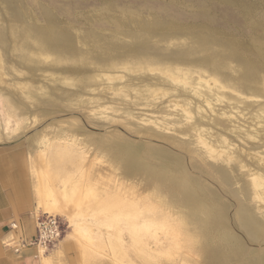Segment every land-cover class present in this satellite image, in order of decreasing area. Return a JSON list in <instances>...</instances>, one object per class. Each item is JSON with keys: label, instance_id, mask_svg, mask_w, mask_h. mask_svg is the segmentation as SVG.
<instances>
[{"label": "rangeland", "instance_id": "374dc122", "mask_svg": "<svg viewBox=\"0 0 264 264\" xmlns=\"http://www.w3.org/2000/svg\"><path fill=\"white\" fill-rule=\"evenodd\" d=\"M64 135L92 140L85 169L92 164L94 178L126 176L152 191L158 184L145 173L93 152L103 143L127 146L137 164L150 160L185 175L219 211L215 233L205 232L204 214L173 210L174 225L184 226L180 236L144 235L161 241L153 245L164 252L156 264H212L206 252L222 242L220 232L236 253L216 264H264V210L252 189V171L264 167V0H0V157L10 160L7 174L21 173L28 204L20 225L28 236L36 217L48 215L36 209L34 160L43 138ZM200 135L215 148L226 142L232 159H212ZM75 165L68 161L64 170ZM57 217L63 234L43 251L47 264L59 262L53 255L72 232ZM97 218L89 225L103 243L81 246L69 237L68 264H124L105 236L125 221L114 214L107 227L106 217ZM117 244L144 264L130 243ZM58 255L65 260V252Z\"/></svg>", "mask_w": 264, "mask_h": 264}, {"label": "bare ground", "instance_id": "6f19581e", "mask_svg": "<svg viewBox=\"0 0 264 264\" xmlns=\"http://www.w3.org/2000/svg\"><path fill=\"white\" fill-rule=\"evenodd\" d=\"M146 66L152 71L157 70L173 79L179 81L181 79L169 69H157V67L154 69L151 65ZM108 79L111 80L112 77ZM188 81L186 78L181 82L188 84ZM218 88L223 87L219 85ZM198 94L200 95V92ZM201 96H204V94ZM206 99L207 105H211L208 97ZM184 110L188 114V111ZM199 137L200 143L206 147L207 153L212 159L222 160L223 162L232 159L231 152L228 149L229 152L226 150V142H220L221 147H218L221 150H217L218 147L215 148L202 135ZM62 141L64 144H61ZM41 142L43 148L34 160L38 178L37 193L35 194L36 209L50 216L66 218L72 229L69 236L73 237L79 244L86 242L96 247L95 242L103 243L95 236L88 218L96 220L98 216L103 215L106 217L103 223L110 227L112 223H109L108 218L114 216V214L120 215L123 218L122 221H125L124 229L119 228L116 235L108 233L105 236V242L111 245L114 255L118 256L120 262L124 264H138L133 259L131 261L127 256L128 251L119 248L117 244L118 242H122V245L130 243L132 253L140 263L156 264L159 261L156 255L164 252L163 250L156 251L153 245L158 247L161 241L157 237L152 238L144 235L155 232L180 236L184 226L174 225V219L171 215L172 211L179 207L195 214H204V222L207 225L205 232H209L210 229L216 233V222H219L222 216L214 206L206 204L199 194V188L194 186L185 175L172 174L161 167H156L150 160L137 164L136 159L138 157L135 158V151L126 148L127 146L119 149H107V144L103 143L98 145L97 149H94L93 152L97 156L106 151L111 157L121 160L120 162L122 165L124 164L128 171L129 168H133L136 171L145 173L151 180H155L158 185L150 191L149 187H144L133 180L130 181L131 179L120 176V174V178L116 179L113 177L108 178L99 172L94 178L95 174L91 171L92 164L88 169H85L87 155L92 150V140H80L78 137L64 135L55 139L43 138ZM73 159L76 160L74 170L72 172L65 171L64 164ZM96 159L98 157H94L92 161ZM261 161L264 164V160ZM252 172L254 200L259 203V209L264 210V167L258 163V169ZM108 214H111V216L108 217ZM225 236L226 233H217V237L222 242H215V245H210L206 252V256L212 264L219 263L220 258L223 261L229 257V254L236 253L234 250L231 251L230 241ZM86 243L85 245H87ZM221 249L230 252L223 254ZM41 254L42 258H47L46 253L44 254L41 251ZM84 254L88 255L86 252Z\"/></svg>", "mask_w": 264, "mask_h": 264}, {"label": "crops", "instance_id": "0c3cea01", "mask_svg": "<svg viewBox=\"0 0 264 264\" xmlns=\"http://www.w3.org/2000/svg\"><path fill=\"white\" fill-rule=\"evenodd\" d=\"M2 158L4 157H0V161H3V163L0 164V264H47L51 256H48L45 262L43 260L39 261L35 258L36 251L34 249L23 250L17 255L11 248L5 246V242L18 237V232L11 231L10 224L13 222L22 224V222L26 220L24 214L28 204V196L21 181L20 171L16 173L13 172L14 175L11 172L7 174L5 164L10 160ZM69 237L68 235L67 238L63 240L59 250L56 251L58 254H63V252H65V260L58 254L53 255L54 258H59V262L55 260V264H68L71 262L68 252L73 245L70 241L71 237ZM77 245L80 246L79 244ZM82 253L84 257L83 250Z\"/></svg>", "mask_w": 264, "mask_h": 264}, {"label": "built area", "instance_id": "2783aa9c", "mask_svg": "<svg viewBox=\"0 0 264 264\" xmlns=\"http://www.w3.org/2000/svg\"><path fill=\"white\" fill-rule=\"evenodd\" d=\"M10 229L18 232V237L5 242V246L11 248L17 255L28 248H35L38 252L46 251L58 243L63 234L61 220L57 216L50 215L36 217V232L32 236L26 235L18 222L11 223Z\"/></svg>", "mask_w": 264, "mask_h": 264}]
</instances>
